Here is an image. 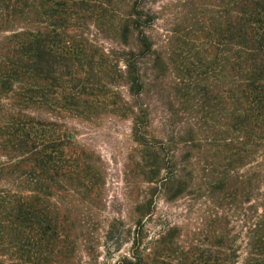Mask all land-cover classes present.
Wrapping results in <instances>:
<instances>
[{
	"label": "trees",
	"instance_id": "1",
	"mask_svg": "<svg viewBox=\"0 0 264 264\" xmlns=\"http://www.w3.org/2000/svg\"><path fill=\"white\" fill-rule=\"evenodd\" d=\"M175 1L157 41L163 0H0V264L64 263L61 192L101 176L79 127L106 118L151 191L119 264H264V0Z\"/></svg>",
	"mask_w": 264,
	"mask_h": 264
},
{
	"label": "rangeland",
	"instance_id": "2",
	"mask_svg": "<svg viewBox=\"0 0 264 264\" xmlns=\"http://www.w3.org/2000/svg\"><path fill=\"white\" fill-rule=\"evenodd\" d=\"M175 3V0H163L159 4V7H170L167 22L161 21L155 29L157 41L165 39L167 32L179 27L176 18L179 9ZM189 19V25L195 26L196 17L195 20L193 16ZM190 38L196 45L202 41V35H191ZM151 96L158 101L156 89H152ZM167 97L168 94H163L164 100ZM163 110V104L162 108L158 105L153 124L156 135L165 131L162 126ZM79 129V141L91 150L92 159L101 165V176L95 180L77 181L73 186L74 192L67 189L61 192L62 214L70 226V246L63 264H119L122 257L129 253L130 233L136 229L144 211L143 202L151 193L138 164L141 148L134 139L133 124L129 120L106 118ZM171 130L169 127L167 134L170 135ZM157 205L159 212L164 214L163 221L168 224L178 221V206L166 205L161 199Z\"/></svg>",
	"mask_w": 264,
	"mask_h": 264
}]
</instances>
